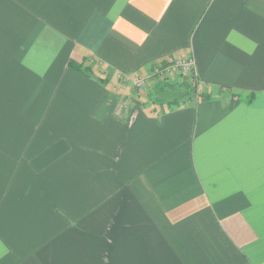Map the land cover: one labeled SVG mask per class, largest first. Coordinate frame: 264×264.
<instances>
[{
  "label": "crops",
  "instance_id": "crops-1",
  "mask_svg": "<svg viewBox=\"0 0 264 264\" xmlns=\"http://www.w3.org/2000/svg\"><path fill=\"white\" fill-rule=\"evenodd\" d=\"M0 264H264V0H0Z\"/></svg>",
  "mask_w": 264,
  "mask_h": 264
},
{
  "label": "rangeland",
  "instance_id": "rangeland-1",
  "mask_svg": "<svg viewBox=\"0 0 264 264\" xmlns=\"http://www.w3.org/2000/svg\"><path fill=\"white\" fill-rule=\"evenodd\" d=\"M179 75L182 76L183 79L181 78L179 81L167 82V80L177 78ZM152 81L154 80H151L143 90H138L134 87L133 89L136 93L144 91L143 93L146 98L155 97L156 100L164 104H169L168 102L171 103L173 100L190 99L193 96H199L196 91H193V89L195 90L196 83H191L190 80L184 77L181 73L169 75L166 79L157 78L153 84L151 83ZM155 84L157 86L152 90L151 88H153Z\"/></svg>",
  "mask_w": 264,
  "mask_h": 264
},
{
  "label": "built area",
  "instance_id": "built-area-1",
  "mask_svg": "<svg viewBox=\"0 0 264 264\" xmlns=\"http://www.w3.org/2000/svg\"><path fill=\"white\" fill-rule=\"evenodd\" d=\"M181 73L184 77L188 78L190 82L195 84V89H199L198 81L196 80L197 74L195 72V64L192 60L176 61L166 67H155L152 73L146 77L136 75L134 77L122 76L124 80L129 79L134 88L143 90L151 80L154 78L166 79L169 75Z\"/></svg>",
  "mask_w": 264,
  "mask_h": 264
},
{
  "label": "trees",
  "instance_id": "trees-1",
  "mask_svg": "<svg viewBox=\"0 0 264 264\" xmlns=\"http://www.w3.org/2000/svg\"><path fill=\"white\" fill-rule=\"evenodd\" d=\"M71 66H73V67H75V68H77L78 70H80V71H83V67L82 66H80V65H76V64H74V63H72L71 64ZM184 80H185V78H184ZM186 81V80H185ZM193 91L195 92L196 91V89L194 90L193 89ZM175 104L177 105V106H179L180 104L178 103V100H175Z\"/></svg>",
  "mask_w": 264,
  "mask_h": 264
}]
</instances>
